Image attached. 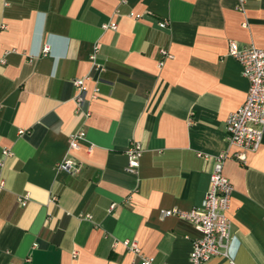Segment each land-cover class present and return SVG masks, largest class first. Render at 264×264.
<instances>
[{
	"label": "crops",
	"instance_id": "0c3cea01",
	"mask_svg": "<svg viewBox=\"0 0 264 264\" xmlns=\"http://www.w3.org/2000/svg\"><path fill=\"white\" fill-rule=\"evenodd\" d=\"M231 41L264 49V0H0V264H188L200 234L160 212L201 208L220 154L229 254L264 264V139L242 152L225 136L249 88ZM81 78L87 117L73 101ZM79 129L86 141L69 152ZM131 141L143 148L136 173ZM64 158L79 170H57Z\"/></svg>",
	"mask_w": 264,
	"mask_h": 264
},
{
	"label": "built area",
	"instance_id": "2783aa9c",
	"mask_svg": "<svg viewBox=\"0 0 264 264\" xmlns=\"http://www.w3.org/2000/svg\"><path fill=\"white\" fill-rule=\"evenodd\" d=\"M246 0H238L239 9L243 8ZM119 4H124L126 0H118ZM129 17L139 19L141 14L129 13ZM167 22H161L160 27L164 28ZM115 23L105 24L102 29H116ZM96 50V48H95ZM227 54L235 59L241 66L242 75L248 80L249 88L245 102L239 108L231 112L225 121V136L229 146H235L242 152H255L264 139V49L257 48L252 45L239 46L237 42L231 41L228 45ZM49 52V46L44 45L42 54ZM163 55H166L163 52ZM92 66L95 70L99 68L96 63V55L90 56ZM85 78L73 80L75 95L73 101L75 103L76 113L84 117L88 113L84 111V103L86 102V90L84 86ZM99 89L95 87L92 98L98 96ZM19 134H23L19 130ZM86 141L85 132L81 129L71 133L68 137V151L78 150ZM92 151V146L87 147V152ZM143 152L141 144L137 141H131L125 150L127 159L126 171L136 173L139 167V159ZM9 152L3 150L2 156H7ZM199 157H207L198 155ZM227 154L211 158V170L209 172V188L205 194L203 205L201 208L189 211L172 208L162 210L161 218L175 216L192 224L200 237L192 243L191 252L189 254L188 264H207L214 256H222L226 264H235L234 259L229 254L231 235V223L226 216L229 207V200L233 191L231 182L223 174V163ZM239 160L243 159V153L238 154ZM2 162L0 160V167ZM57 170H65L67 172H77L78 166L70 159L64 158L57 166ZM4 188L3 180H0V193ZM18 206L24 208L29 202L28 194L16 196ZM88 217V216H86ZM123 244L136 254L139 250L133 242L125 241ZM141 264H151L147 259H143Z\"/></svg>",
	"mask_w": 264,
	"mask_h": 264
}]
</instances>
